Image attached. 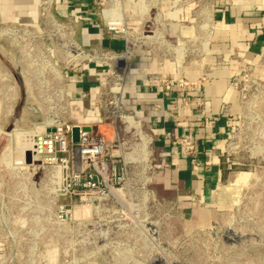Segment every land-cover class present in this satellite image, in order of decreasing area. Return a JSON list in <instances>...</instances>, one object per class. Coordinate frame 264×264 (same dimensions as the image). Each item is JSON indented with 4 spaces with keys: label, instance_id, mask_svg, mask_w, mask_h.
<instances>
[{
    "label": "rangeland",
    "instance_id": "obj_1",
    "mask_svg": "<svg viewBox=\"0 0 264 264\" xmlns=\"http://www.w3.org/2000/svg\"><path fill=\"white\" fill-rule=\"evenodd\" d=\"M144 3L119 4L123 30L118 39L124 49L112 50L120 57L117 69L100 65L107 72L101 86L107 93L104 100L113 98L115 76L123 89L139 50L174 61L177 82L188 84L186 64L202 63L213 52L214 19L201 12L198 0L171 2L175 13L197 5L192 37L174 36L173 20L162 11L145 15L140 8ZM37 12L38 24L30 26L5 21L0 9V264H264V58L253 65L233 57L241 68L230 82L236 107L223 109L236 123L224 145L230 177L213 193L211 216L203 219L187 211L172 191L161 187L153 145L147 142L143 152L134 154L147 162V181L136 162L121 185H114L112 175L106 177L105 195H75L67 190L65 175L55 174L44 157L32 162V151L27 156L24 151L36 127L63 116L57 89L70 82L61 77L98 64L75 68L79 61L70 57L78 53L75 24L56 13L55 0H38ZM53 18L71 23L70 28L59 27ZM218 61V66L230 67ZM203 72L202 81L213 70L204 66ZM101 106L102 117L110 115L111 120L112 106ZM121 123V137L129 147L141 143L134 130L127 131ZM109 129L101 133L111 138ZM16 130L22 134L10 136ZM128 152L123 149V155Z\"/></svg>",
    "mask_w": 264,
    "mask_h": 264
},
{
    "label": "crops",
    "instance_id": "obj_2",
    "mask_svg": "<svg viewBox=\"0 0 264 264\" xmlns=\"http://www.w3.org/2000/svg\"><path fill=\"white\" fill-rule=\"evenodd\" d=\"M37 1L0 0L2 17L5 21L37 26ZM163 1L161 11L173 20L174 36L192 37L195 28L190 23L194 21L197 5L175 13L172 3ZM55 11L72 23L75 18L79 19L75 28L81 46L118 52L124 49L123 41L113 38L105 26L99 0H55ZM211 15L215 32L213 52L202 63L186 64L185 75L190 82L187 86L181 87L177 82L174 61L151 50H139L122 89L124 108L153 138L158 183L172 191L183 208L203 219L213 214L210 205L214 191L230 177L224 163V145L236 123L223 109L228 104L233 109L236 107L230 82L240 75L241 68L233 57L253 65L264 58V0H213ZM175 21L186 24H175ZM220 59L230 67L218 66ZM204 66L213 72L202 81ZM106 73L103 66L87 65L73 75L68 85L73 123L83 127L97 125L100 133L107 128L100 124L102 111L98 97ZM151 75L169 79L170 88L161 82H150ZM183 138L195 141L193 156L175 143Z\"/></svg>",
    "mask_w": 264,
    "mask_h": 264
},
{
    "label": "built area",
    "instance_id": "obj_3",
    "mask_svg": "<svg viewBox=\"0 0 264 264\" xmlns=\"http://www.w3.org/2000/svg\"><path fill=\"white\" fill-rule=\"evenodd\" d=\"M107 1H111V5ZM123 0H99V5L101 8V15L104 20V24L107 27L108 31H110L111 36L113 38H118V34L122 32L123 24L120 18H113L112 21H108L104 18L103 14L105 9L110 8L113 4H121ZM132 3L136 0H128ZM143 1V0H142ZM146 3L143 6H140L143 13L145 15L149 14H161V8L159 5L163 0H144ZM175 5V1L182 0H170ZM186 1H196V0H186ZM202 6L201 12L211 15V6L213 0H198ZM109 5V7H105ZM175 8V6H174ZM47 14H50L49 9L47 10ZM53 22L57 23L59 27L62 28H70L67 25H71V23H58L59 20L53 18ZM79 22V19H74L73 24ZM147 29H151L153 26L146 25ZM72 30V29H71ZM72 32V31H71ZM151 36H146L145 38H149ZM148 41V40H147ZM147 41H145L147 43ZM149 42V41H148ZM75 46L78 49V53L76 55H70V57H74V61H79L75 68H83L88 63H96L98 65L115 67L117 69L118 63L120 60L119 55H117L112 50H108L102 47H95L91 51H87L83 49V47L78 43H75ZM111 67V68H112ZM114 72H111V76ZM119 76V75H118ZM118 76L114 77L116 81L115 88L111 91L112 99L108 101L104 100L105 93L103 91V87L99 92V105L112 106L113 118L110 119V115H106L102 117V122L100 124L110 127L112 137L107 138L104 134L100 133L97 129V125H90L89 127H83L80 125H76L73 123L71 119V97L69 95L68 84H63L64 86L58 88L57 90V103L63 109V116H54L50 121L43 123L42 132H36L34 134L33 143L34 150L32 151V162H35L37 158L44 157L46 161L52 165L53 172L55 174L65 175L66 181H69L67 185V190H71V192L75 195H79L77 192L79 191H96L97 194L105 195L108 190V185L106 182V177L112 175L113 180L115 179L114 185H121L124 183L126 176L129 175V166L139 163L141 167L140 173L144 178V181H147L146 178V161L137 159L138 156L135 157L134 154H137L141 151V144L143 143L142 137L145 138L146 142L150 145L152 144L153 138L150 133L145 129L142 130V123L138 121L135 116L126 111L122 103V84L119 82L120 79ZM65 81L71 82L73 76L67 74L65 77ZM107 77H104L106 79ZM103 79V80H104ZM149 81L152 83L161 82L165 84L166 88H170L171 84L169 80L162 76L156 75L149 78ZM180 82V83H179ZM178 83L181 87H185L188 85L187 82H183L180 80ZM104 85V81H102L101 86ZM85 96V95H84ZM103 107V106H101ZM131 117L134 122L139 123L140 132L136 133L134 130V136L139 138L141 143H135L133 146L129 147V141H125L124 138L121 137V131L119 128V123L122 121L125 124L127 131H132L133 129H128V124L126 123V118ZM120 120V122H119ZM74 127L80 128L79 141L74 142L72 131ZM84 128H88V130H83ZM176 144L182 145L185 147L188 155L193 156L196 153V143L192 139L183 138L175 140ZM123 149L130 150L127 154L123 155ZM139 150V151H138ZM137 151V152H136ZM116 154H113V153ZM122 152V153H121ZM143 152V151H141ZM133 157V158H130ZM156 169V165L154 167ZM145 184V183H144Z\"/></svg>",
    "mask_w": 264,
    "mask_h": 264
},
{
    "label": "bare ground",
    "instance_id": "obj_4",
    "mask_svg": "<svg viewBox=\"0 0 264 264\" xmlns=\"http://www.w3.org/2000/svg\"><path fill=\"white\" fill-rule=\"evenodd\" d=\"M103 16H104V18L106 19V20H110V21H112L113 20V18H119L120 17V7H119V4H113L110 8H107V9H105V11H104V14H103ZM149 38H151L150 40H152L153 38L152 37H149ZM148 42V41H147ZM49 121V120H48ZM47 122V121H46ZM126 123H129L128 124V129L129 128H131V129H133V130H136V133L138 132V134H139V132H140V127L136 124V122H134L133 120H132V118L131 117H127L126 118ZM122 124V123H121ZM38 126V125H37ZM125 126V125H124ZM42 126H39V127H36V131L34 132V134H36V132H42ZM132 130V131H133ZM2 133V131L0 130V134ZM22 133L21 132H19V131H14V133L12 134V135H10V136H13V137H16V138H18L19 137V135H21ZM129 136V135H128ZM128 136H126V137H128ZM124 137V136H123ZM142 139H143V143L141 144V151H144V145L146 144V140H145V138L144 137H142ZM135 140V139H134ZM136 141V140H135ZM135 145V144H134ZM35 148H34V143H33V139H32V142L30 143V145H29V148H27L24 152H25V155L27 156V154H29V152H31V151H33ZM139 154V153H138ZM29 156V155H28ZM130 158H133V157H130ZM27 163V162H26ZM23 164H24V162H23ZM30 166V165H29ZM27 169V168H26Z\"/></svg>",
    "mask_w": 264,
    "mask_h": 264
},
{
    "label": "water",
    "instance_id": "obj_5",
    "mask_svg": "<svg viewBox=\"0 0 264 264\" xmlns=\"http://www.w3.org/2000/svg\"><path fill=\"white\" fill-rule=\"evenodd\" d=\"M83 130H88V128H84ZM79 134H80V128L79 127H74L73 131H72L74 142H78L79 141Z\"/></svg>",
    "mask_w": 264,
    "mask_h": 264
}]
</instances>
